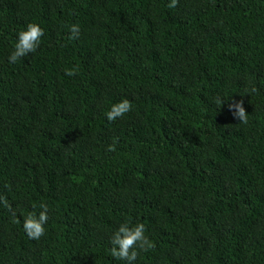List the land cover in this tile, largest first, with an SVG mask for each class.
Segmentation results:
<instances>
[{"label": "trees", "instance_id": "1", "mask_svg": "<svg viewBox=\"0 0 264 264\" xmlns=\"http://www.w3.org/2000/svg\"><path fill=\"white\" fill-rule=\"evenodd\" d=\"M170 3L0 0V264H122L121 223L154 245L135 264H264V0Z\"/></svg>", "mask_w": 264, "mask_h": 264}, {"label": "clouds", "instance_id": "2", "mask_svg": "<svg viewBox=\"0 0 264 264\" xmlns=\"http://www.w3.org/2000/svg\"><path fill=\"white\" fill-rule=\"evenodd\" d=\"M174 6L175 0H171L169 7ZM69 32L70 38H78L80 32L79 26L72 25ZM43 35L44 31L40 25L28 23L22 30L17 32L14 46L7 57L8 62L14 64L17 60L34 53L39 47ZM66 75L71 76L73 73L67 71ZM214 103L221 107L225 103V100L217 97ZM131 107V103L127 99H122L110 106L105 118L107 121L112 122L128 113ZM228 110L232 113L234 119H237L240 123H247V116L242 101H234L229 104ZM108 150H114L113 146L109 145ZM0 204L11 211L10 205L2 198H0ZM39 208L38 214L29 213L24 217L22 222L23 232L30 240H38L45 234V225L48 221V208L45 204H40ZM145 231L143 223L119 224L112 232L110 239L109 250L113 258L122 262V264H135L138 252H145L154 247L153 243L145 235Z\"/></svg>", "mask_w": 264, "mask_h": 264}]
</instances>
